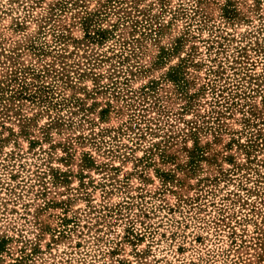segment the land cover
<instances>
[{
  "label": "rangeland",
  "instance_id": "obj_1",
  "mask_svg": "<svg viewBox=\"0 0 264 264\" xmlns=\"http://www.w3.org/2000/svg\"><path fill=\"white\" fill-rule=\"evenodd\" d=\"M0 264H264V0H0Z\"/></svg>",
  "mask_w": 264,
  "mask_h": 264
},
{
  "label": "trees",
  "instance_id": "obj_2",
  "mask_svg": "<svg viewBox=\"0 0 264 264\" xmlns=\"http://www.w3.org/2000/svg\"><path fill=\"white\" fill-rule=\"evenodd\" d=\"M91 18L90 17H88V18H86V20H84V23H85V25H86V28H88V27H90V25H91ZM108 30H101V29H99V30H97V31H95L94 33H92V32H89V30L88 31H86V35H85V37L84 38H89V40L90 41H92L93 39H97V40H103V39H105V38H107V35H108ZM79 42V41H78ZM80 43H82V41H80ZM71 52H63L62 54H59V57H62V58H64L65 56H67V54H70ZM105 58V56L103 55V57L102 58H100V59H104ZM107 59L109 58L108 56L106 57ZM65 68V67H64ZM54 71H56L55 69H54ZM58 73H55V75H57V76H60L61 74L59 73V71H57ZM61 77H57V79H60ZM27 89H28V87L25 85V84H23V86H22V92L21 93H24L25 91H27ZM45 91V89L44 88H38L37 89V94L39 95V96H37V95H35L33 92H31V93H29V96H33V97H35V98H39V99H43V100H45L46 99V97L45 98H43V92ZM36 93V92H35Z\"/></svg>",
  "mask_w": 264,
  "mask_h": 264
}]
</instances>
